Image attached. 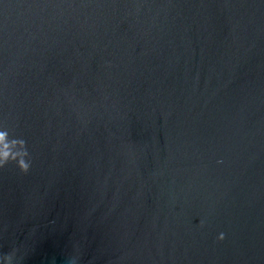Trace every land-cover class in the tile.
Here are the masks:
<instances>
[{
    "label": "water",
    "instance_id": "obj_1",
    "mask_svg": "<svg viewBox=\"0 0 264 264\" xmlns=\"http://www.w3.org/2000/svg\"><path fill=\"white\" fill-rule=\"evenodd\" d=\"M0 264H264V0H0Z\"/></svg>",
    "mask_w": 264,
    "mask_h": 264
}]
</instances>
